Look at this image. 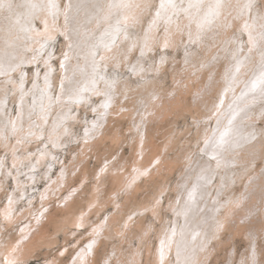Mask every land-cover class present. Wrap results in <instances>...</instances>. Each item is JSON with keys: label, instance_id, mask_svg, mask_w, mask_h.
Returning <instances> with one entry per match:
<instances>
[{"label": "rangeland", "instance_id": "374dc122", "mask_svg": "<svg viewBox=\"0 0 264 264\" xmlns=\"http://www.w3.org/2000/svg\"><path fill=\"white\" fill-rule=\"evenodd\" d=\"M14 2L9 10L14 7V15L23 17L28 41L42 38L46 42L43 49H29L31 59L21 62L8 77H0L5 87L0 90L4 106L0 111V131L5 130L7 135L0 132V264H74L83 249L90 255L91 264H163L165 260V264H186L198 245L188 257H183L184 253L176 256L172 250L164 259L160 241L174 230V221L184 224L178 206L187 186L180 188V182L190 159L209 156L203 149L205 134L215 124L214 109L227 98V88L220 93L217 87L230 76L244 82L256 73L264 59V0H221L219 7L217 0H173L175 6L163 0L164 7L162 0H123L111 20H93L91 44L96 48L93 58L97 65L90 70V81L76 86L80 95L66 97L71 99L66 102V98H59L68 48L64 34L68 0ZM46 12L55 21L50 33ZM246 24L249 27L245 28ZM236 61L241 65L235 67ZM104 88L110 90L119 106L110 102L108 106L115 109L111 111L107 106L100 113ZM139 95L145 98L144 103ZM21 102L26 111L28 108L26 120L23 126L12 125L10 130L7 118L14 116L16 120ZM209 102L211 106L205 109L203 104ZM257 103L260 108L253 107L250 114L255 150L240 152L239 159L228 167L218 166L206 184L210 191L206 203L213 204L218 195L219 207L215 208L213 219L220 224L209 232L198 264H264V98ZM136 118L147 120L146 126L141 125V132ZM19 172L22 180L17 176ZM46 187L52 194L41 204ZM10 195L16 198L17 217L11 224L2 209L9 203ZM45 211L53 214L48 222L41 216ZM37 217L47 222L44 233L34 230L28 238H22L30 220L42 227ZM80 218L83 220L78 221ZM93 238L96 239L91 244ZM19 241H24L22 246ZM29 242H34V246L24 258L22 253L21 259L7 258L6 255L23 251ZM194 242L193 239L191 245ZM8 250L13 251L7 253Z\"/></svg>", "mask_w": 264, "mask_h": 264}, {"label": "bare ground", "instance_id": "6f19581e", "mask_svg": "<svg viewBox=\"0 0 264 264\" xmlns=\"http://www.w3.org/2000/svg\"><path fill=\"white\" fill-rule=\"evenodd\" d=\"M16 2V0H14ZM123 0H68V11L64 14L65 16V28H64V34L67 38V44H68V48L67 51L65 52V58L63 60V68L64 70V74L63 75V80L62 78V93H61V97L59 99H64L66 97H71L72 98H77L80 95V91L81 90H77L76 86L77 85H85L84 82H88L90 81V77L89 74L91 69L94 68V64L97 65V62L95 63V58H93V51L94 48L92 47L91 44V34L93 33V27H94V22L95 21H102L104 19L107 20H111L112 18V13L113 11L116 10L118 4L120 2H122ZM14 2V3H15ZM50 3V2H49ZM13 4V0H0V77H8V74L11 73L15 67H18L20 65L21 62H25L27 59H31V55L29 54L28 50L29 49H33V47L35 46L37 49H43V43L45 40H43L42 38H37V39H32V42L30 43L27 39V33L25 31L26 28H28V26L26 24H23L22 22L24 21V19L22 20L18 15H14V7H12L10 10L9 8L11 7V5ZM247 9V8H246ZM21 10V9H20ZM156 10V9H154ZM16 13V12H15ZM153 13V12H152ZM23 14V12H22ZM20 15V13H19ZM25 15V14H24ZM151 15V13H150ZM182 16V15H180ZM29 20V19H28ZM250 20V19H248ZM179 21V20H178ZM45 22H46V26H48L47 31L50 33L51 31H53L54 29V18L53 15L50 12H46L45 14ZM30 23V22H28ZM23 24V25H22ZM31 25V23H30ZM59 26V25H58ZM31 27V26H30ZM39 29V28H38ZM41 30V29H40ZM44 30V28H43ZM191 30V29H190ZM44 32V31H42ZM45 34V33H44ZM43 34V35H44ZM242 34V33H241ZM42 35V36H43ZM51 35V34H50ZM53 35V33H52ZM104 35V34H103ZM106 35V34H105ZM245 35V34H244ZM107 36V35H106ZM112 36V35H111ZM48 37V36H47ZM51 37V36H50ZM54 37V36H53ZM105 36H103L104 38ZM45 38V37H44ZM94 39V38H93ZM106 39V38H105ZM104 39V40H105ZM110 39V37H109ZM202 39V38H201ZM108 40V39H106ZM113 40V37L112 39ZM226 40V39H225ZM95 41V40H93ZM182 41V40H181ZM46 42V41H45ZM107 42V41H106ZM112 42V41H111ZM168 42V41H167ZM183 42V41H182ZM181 42V43H182ZM206 42V41H205ZM245 42V41H244ZM94 44V42H93ZM108 44V43H107ZM106 43L104 45H107ZM112 44V43H110ZM46 45V44H45ZM44 45V46H45ZM115 45V43H114ZM93 46H96L95 44ZM113 46V45H111ZM48 47V46H47ZM109 47V46H108ZM236 47V46H235ZM50 48V47H48ZM99 48V47H97ZM188 48V47H187ZM247 48V47H246ZM96 49V48H95ZM184 49H186V47H184ZM216 50V49H215ZM43 51V50H42ZM96 51V50H95ZM35 52V51H34ZM228 52V51H227ZM97 53V52H96ZM48 54V53H47ZM49 55H51L49 53ZM100 55V54H99ZM203 55V54H202ZM224 55V54H223ZM45 56V55H44ZM64 56V55H63ZM43 57V56H41ZM100 57V56H99ZM201 57V56H200ZM40 58V56L38 57V59ZM48 59H46L48 62L49 57H47ZM51 59V58H50ZM97 59V58H96ZM223 59V58H222ZM208 60V59H207ZM213 60V59H212ZM218 59H216L217 61ZM220 60V59H219ZM38 61V60H35ZM40 61V59H39ZM60 61V60H59ZM102 61V60H101ZM100 61V62H101ZM242 61V59L240 60ZM240 61H236L235 62V67L236 66H240L241 63ZM42 62V61H41ZM45 63V62H44ZM102 63V62H101ZM240 63V64H239ZM52 64V63H51ZM50 64V65H51ZM104 64V63H103ZM28 65V64H27ZM48 65V64H46ZM102 67V65H101ZM107 67V66H106ZM244 66H242L243 68ZM259 69L256 71V73H251L249 77H247L244 82L241 83V81H239L240 77L232 80L233 76H230L229 78L226 79L225 83L223 84H219V87H217L216 90L222 91V89H226V100L222 101V103H220V107L217 109H214L215 112V116L213 117V120L215 121V124L213 126V128L210 126L209 128H207L206 131V144H204V150L205 152L212 158H209V156H207L208 158L205 159H190L188 162V171L185 173V176L182 177V181L180 182V188H182V186H187L186 188V193L183 196V198L180 201V204L178 206V210L180 212V214L182 215V217L184 218V224L182 225H178V223L176 221H174L173 224V228L174 230H171L169 232H167V234H163L164 236L161 238L160 241V246L162 249V254L163 257L165 259V256L167 255L168 252H175L177 253L176 256L181 255L184 253L183 257H186L187 254L190 253L191 249L198 245L197 249L195 248L194 252L195 254L191 256V258H187V263L186 264H198L200 263V254L203 251L204 248V244H205V240L209 235V232L213 229V228H217L220 224V222L217 221V219H213L214 213H215V208L219 207V203H218V195L216 196V200L213 202V204H211L210 202L206 203L207 201V196L209 194V188L206 185L208 183V181L211 179L212 173L216 170V168L218 166L221 167H228L230 164H233L237 159H239V153L242 151H246L249 149L250 152H253L255 150V148L253 147L252 143L254 136L253 134H251V131L253 130V127L250 124V121L252 120L251 117V109H253V107H257L260 108V105L257 103V100H261L264 98V59L262 60V62H260L259 64ZM54 68L53 64H52V69ZM97 68V67H96ZM49 69V68H48ZM51 69V70H52ZM102 69V68H101ZM37 70V69H36ZM243 70V69H242ZM19 71V70H18ZM24 71V70H23ZM98 71V70H97ZM100 71V70H99ZM98 71V72H99ZM62 72V70H61ZM24 73V72H23ZM52 73V72H51ZM128 73V72H127ZM126 73V74H127ZM237 73V72H236ZM260 73V74H258ZM13 74V73H12ZM40 74V72H39ZM47 74V73H46ZM45 74V75H46ZM14 75V74H13ZM44 75V76H45ZM105 75V74H104ZM232 75V74H231ZM50 76V75H49ZM48 76V77H49ZM61 76V75H60ZM150 76V74H149ZM38 77V76H36ZM40 77V76H39ZM38 77V78H39ZM106 77V76H105ZM147 77V76H146ZM48 80V78H46ZM139 79V78H138ZM14 80V79H13ZM37 80V79H36ZM24 81V80H23ZM26 81V80H25ZM38 81V80H37ZM45 81V79H44ZM49 81V80H48ZM47 81V82H48ZM81 82L82 84H77L78 82ZM96 81V80H95ZM22 82V80H21ZM20 82V84H21ZM252 82V83H251ZM23 83V82H22ZM46 83V82H45ZM49 83V82H48ZM50 84V83H49ZM90 84V83H89ZM203 84V83H202ZM230 85V87L227 86ZM37 85V83H36ZM39 86V85H38ZM41 86V84H40ZM47 86V85H46ZM203 86V85H202ZM233 86H235L236 88H234ZM4 87V85L2 83H0V90ZM22 86H19V88H21ZM50 86H47V88H49ZM80 86H78L79 89ZM5 88V87H4ZM173 88V87H172ZM23 89V87H22ZM22 89H20L22 91ZM58 89V88H57ZM76 89V90H75ZM194 89V87H193ZM50 90V89H49ZM103 92L105 93V99L102 102L103 107L100 108V113L105 112L106 111V107L108 105H110V102L114 103V106H119V102L118 100L116 102H114V96L111 94L110 90L107 88L102 89ZM86 91V90H85ZM84 91V93H85ZM25 92V90H24ZM48 92V91H47ZM51 92V91H50ZM57 92V91H56ZM168 92V91H167ZM46 93V92H45ZM44 93V94H45ZM24 94V93H23ZM28 94V93H27ZM30 94V93H29ZM34 94V93H33ZM189 94V93H188ZM191 94V93H190ZM35 95V94H34ZM82 95H83V91H82ZM32 96V95H31ZM60 96V95H59ZM87 97V96H86ZM90 97V95L88 96ZM222 97V96H221ZM3 98V97H2ZM83 98V96H82ZM80 97V101L82 99ZM139 99H141L142 103H144L145 98L143 97V95H139L138 96ZM4 99V98H3ZM2 99V100H3ZM57 99V96H56ZM71 99L66 98L64 99L67 101H71ZM152 99V97L148 98L146 100V103H148L150 100ZM224 99V98H223ZM222 99V100H223ZM44 100V99H43ZM41 100V101H43ZM75 100V99H74ZM83 100V99H82ZM85 100V99H84ZM220 100V99H219ZM29 101V99H28ZM63 101V100H62ZM76 101V100H75ZM79 101V100H78ZM76 101V102H78ZM205 102V100H202V102ZM3 102V101H2ZM0 100V111L1 108H3L4 106H2V103ZM44 102V101H43ZM66 102V101H65ZM73 102V100H72ZM160 100L158 99L157 104H159ZM5 103V102H4ZM60 103V102H59ZM69 103V102H68ZM71 103V102H70ZM145 103V104H146ZM161 103V102H160ZM187 103V102H186ZM43 104V103H42ZM64 104V102L62 103ZM73 104V103H72ZM40 105V104H39ZM60 105V104H59ZM71 105V104H69ZM202 105V104H201ZM205 106V109H208V107H210V102L206 105V103L203 104ZM65 106V105H64ZM114 106H108L111 111H113L115 108ZM48 107V106H47ZM67 107V105H66ZM65 107V108H66ZM70 107V106H69ZM122 107V106H121ZM33 108V107H32ZM179 108V107H178ZM63 109V108H62ZM68 109V107H67ZM200 109V108H199ZM43 110V108H42ZM55 110V109H54ZM64 110V109H63ZM18 116L16 118V120H13L12 116L11 118L9 117L8 113V117L7 119H9V123L6 125L7 127H9L10 130H12V125L15 126V128H19L21 126H23L24 121L26 120L25 118V114H27L26 112H28V108L26 111L25 106L22 104H20V109L18 110ZM50 111V108H49ZM53 111V110H52ZM69 110H67L68 112ZM48 112V111H47ZM56 112V111H55ZM147 112V111H146ZM213 112V110L211 111ZM211 112L209 114H211ZM32 113V111H31ZM34 113V112H33ZM41 113V112H40ZM46 113V112H45ZM64 112H62L63 114ZM161 113V112H160ZM170 113V112H169ZM4 114V113H2ZM49 114V113H48ZM53 114V113H52ZM67 114V113H66ZM146 114V113H145ZM38 115V114H37ZM72 115V114H71ZM96 115V114H95ZM65 116V113H64ZM67 116L69 117V115L67 114ZM47 117V116H46ZM60 117V116H59ZM98 117L100 119H103L102 116H100V114L98 115ZM211 117V116H210ZM33 120V117H31ZM62 118V117H61ZM60 118V119H61ZM65 117H63L64 119ZM2 119V117H0V120ZM6 119V120H7ZM48 119V117L46 118ZM51 119V117H50ZM5 120V121H6ZM30 120V119H29ZM2 121V120H1ZM36 121V119H35ZM147 121V120H146ZM146 121L144 119H140V118H136V123L140 124L139 126V131H142V127L146 126ZM4 122V121H3ZM64 121H62L63 123ZM5 123V122H4ZM38 123V122H37ZM47 123V122H46ZM1 124V123H0ZM4 125V124H3ZM89 124H86V126ZM92 125L93 127H97V123L92 121ZM118 125V124H116ZM207 125V124H206ZM39 126V125H38ZM115 126V125H114ZM1 127V126H0ZM44 127V126H43ZM88 127V126H87ZM86 127V128H87ZM90 127V126H89ZM93 127H90V130L93 129ZM6 129V128H4ZM42 129V128H41ZM89 129V128H88ZM87 129V130H88ZM132 129V128H131ZM36 130V129H35ZM34 130V131H35ZM29 131H31L29 129ZM33 131V132H34ZM38 131V130H37ZM41 131V130H40ZM39 131V133H40ZM111 131V130H110ZM2 133V135L5 133V130H1L0 131ZM49 132V130H48ZM113 132V130H112ZM37 133V134H39ZM56 133V132H54ZM53 133V135H54ZM83 133V132H82ZM36 134V135H37ZM42 134V133H41ZM44 134V133H43ZM42 134V135H43ZM116 134V133H115ZM1 135V136H2ZM6 135V134H4ZM35 135V133H34ZM52 135V134H51ZM56 135V134H55ZM83 135V134H82ZM112 135V134H111ZM7 136V135H6ZM41 136V135H40ZM85 136V134H84ZM89 136V135H88ZM49 137V135H48ZM51 137V136H50ZM116 137V136H115ZM159 137V136H158ZM10 138V135H9ZM24 138V137H22ZM26 138V137H25ZM38 138V137H37ZM94 138V137H93ZM111 138V137H110ZM8 139V138H7ZM6 139V140H7ZM15 139V137H14ZM54 139V138H53ZM109 139V138H108ZM156 139V138H155ZM161 139V138H160ZM174 139V138H173ZM172 139V140H173ZM5 140V137H4ZM56 140V138H55ZM54 140V141H55ZM93 140V139H92ZM118 140V139H117ZM1 141V140H0ZM11 141V140H8ZM31 141V140H30ZM104 141V140H103ZM111 141V140H110ZM154 141V140H153ZM20 143V141H18ZM25 142V141H24ZM27 142H29L28 138H27ZM9 143V142H8ZM15 143V142H14ZM89 143V142H88ZM153 143V142H152ZM7 144V143H6ZM24 144V143H23ZM114 144V143H113ZM161 144V143H159ZM25 145V144H24ZM102 145V144H101ZM191 146V145H190ZM201 146V145H200ZM10 147V146H9ZM22 147V146H21ZM19 148V147H18ZM24 148V147H23ZM88 148V147H87ZM189 148V147H188ZM10 149V148H9ZM8 149V150H9ZM202 150V149H201ZM10 151V150H9ZM18 151V150H17ZM45 151V150H44ZM48 151V150H47ZM97 151V150H96ZM46 152V151H45ZM200 152V151H199ZM264 152V151H263ZM28 153V152H27ZM31 153V152H30ZM40 153V152H39ZM91 153V152H90ZM11 154V153H10ZM16 154V152L14 153ZM46 154V153H45ZM96 154V153H95ZM200 154V153H199ZM21 155V153L19 154V156ZM26 155V154H25ZM28 155V154H27ZM35 154H32V156ZM44 155V154H43ZM203 155V154H202ZM17 156V154H16ZM201 156V155H200ZM205 157V155H203ZM23 157V156H22ZM36 157V156H35ZM45 157V156H44ZM30 160L32 157H29ZM43 158V157H42ZM106 157H104L105 159ZM108 158V157H107ZM110 158V157H109ZM12 159V158H11ZM23 159V158H22ZM81 159V158H80ZM117 159V158H116ZM18 160V158H17ZM109 160V159H108ZM16 161V160H14ZM55 161V159H54ZM110 161V160H109ZM20 162V161H19ZM23 162V161H22ZM2 163V161H1ZM4 163V162H3ZM32 163V162H31ZM59 163V161H58ZM111 163V162H110ZM130 163V162H129ZM34 163H32L33 165ZM3 165V164H2ZM15 165V164H14ZM27 165V164H26ZM30 165V166H32ZM35 165V164H34ZM5 166V165H3ZM2 166V167H3ZM12 166V165H11ZM29 166V164H28ZM29 166V167H30ZM1 167V166H0ZM17 167V166H16ZM23 167V166H22ZM28 167V168H29ZM33 167V166H32ZM35 167V166H34ZM68 167V166H67ZM13 168V166H12ZM27 168V167H26ZM51 168V167H50ZM69 168V167H68ZM85 168H87L85 166ZM5 169V168H4ZM17 169V168H15ZM21 169V168H18ZM23 169V168H22ZM36 169V168H35ZM90 168H88L89 170ZM98 169V168H97ZM152 169V168H151ZM3 170V169H1ZM11 170V169H10ZM51 170V169H50ZM87 170V171H88ZM101 170V169H100ZM183 170V169H182ZM24 171V170H22ZM69 171V169L67 170ZM127 171V169H126ZM181 171V170H180ZM7 172V171H6ZM35 172V171H33ZM79 172V171H78ZM95 172V171H93ZM5 173V171H4ZM9 173V171H8ZM15 173V172H14ZM24 173V172H23ZM51 173V172H50ZM90 173V172H89ZM122 173V172H121ZM161 173V172H160ZM11 174V173H10ZM13 174V173H12ZM20 172L18 173V177L20 179L19 176ZM26 174V173H25ZM59 174V173H58ZM82 174V173H81ZM93 174V173H92ZM100 174H102L100 172ZM99 174V175H100ZM21 175V174H20ZM28 175V174H27ZM76 175V174H75ZM79 178H80V174H78ZM95 175V173L93 174ZM37 176V175H36ZM52 176V175H51ZM50 176V177H51ZM57 176V175H56ZM77 176V175H76ZM92 176V175H90ZM4 177V175H3ZM31 177V176H29ZM99 177V176H98ZM121 177V176H120ZM157 177V176H155ZM154 177V179H155ZM17 178V177H16ZM82 178V175H81ZM90 178V177H88ZM87 178V179H88ZM94 178V177H93ZM224 178H228L227 176V172L225 173ZM5 179V178H4ZM23 178H21L20 180H22ZM75 179V178H74ZM49 180V179H48ZM89 180V179H88ZM97 180V179H96ZM95 180V181H96ZM2 181V180H0ZM4 181V180H3ZM18 181V180H17ZM25 181V180H24ZM28 181V180H26ZM36 181V180H35ZM81 181V180H80ZM98 181V180H97ZM122 181V180H121ZM28 183V182H27ZM47 183V182H46ZM57 183V180H56ZM96 183V182H93ZM210 183V182H209ZM213 184V183H212ZM1 185V184H0ZM28 186V185H27ZM33 186V185H32ZM53 186V185H52ZM73 186V185H72ZM100 186V185H99ZM14 187V186H13ZM18 187V186H17ZM62 187V186H61ZM78 187V186H77ZM126 187V186H125ZM3 188V187H2ZM56 188V187H55ZM1 189V188H0ZM13 189V188H12ZM16 189V187H15ZM13 191H16V190ZM92 189V188H91ZM5 190V187H4ZM54 190V189H53ZM68 190V189H66ZM12 191V190H11ZM6 192V191H5ZM36 192V191H35ZM46 192L42 197H44V200H42L41 204L43 203V201L46 200V198L50 195L51 196V189H49L48 187L45 188ZM43 192V193H44ZM56 192V191H55ZM66 192V191H65ZM14 193V192H13ZM41 193V191H40ZM1 194V193H0ZM10 194V193H9ZM30 194V193H29ZM71 194V193H70ZM8 195V194H7ZM18 195V194H16ZM38 195V194H37ZM60 195V194H59ZM241 195V194H240ZM34 196V195H33ZM7 197V196H5ZM38 197V196H37ZM56 197V195H55ZM51 198V197H49ZM53 198V196H52ZM89 198V197H88ZM15 195H10L8 201L9 203L5 206V208L3 210V215L6 216V218H11V220H9V224H11L10 222H12V220L15 219L16 216V212L14 211V204H15ZM19 199V198H18ZM43 199V198H42ZM55 199V198H54ZM90 199V198H89ZM23 200V199H22ZM35 200V198H34ZM50 200V199H49ZM47 200V201H49ZM7 201V202H8ZM17 201V200H16ZM46 201V203H48ZM61 201V200H60ZM102 201V200H101ZM6 202V203H7ZM28 202V200H27ZM33 203V201H31ZM70 202V201H69ZM30 203H27V205ZM36 203V202H34ZM50 203V202H49ZM87 203V202H86ZM96 203V202H95ZM114 203V202H113ZM218 203V204H217ZM233 203V202H232ZM23 204V203H22ZM45 204V202H44ZM51 204V203H50ZM217 204V205H216ZM3 205V204H2ZM16 205V204H15ZM39 205V204H38ZM67 205V204H66ZM74 205V204H73ZM24 206V204L22 205ZM30 206V204H29ZM33 206V205H32ZM34 206H36L34 204ZM33 206V207H34ZM44 206V205H43ZM70 206V205H69ZM88 206V205H87ZM216 206V207H215ZM38 207V206H37ZM42 207V206H41ZM76 207V206H75ZM99 207V206H98ZM1 208V207H0ZM16 208V207H15ZM30 208V207H29ZM40 207H38L39 209ZM49 208V207H48ZM66 208V206H65ZM86 209V207H84ZM83 208V209H84ZM210 208V209H209ZM250 208H252V206H250ZM18 209V208H17ZM21 209V208H20ZM18 209V210H20ZM35 212H36V207L34 208ZM41 209V208H40ZM39 209V210H40ZM52 209V208H51ZM70 209V208H69ZM76 209V208H75ZM16 210V209H15ZM30 210V209H29ZM38 210V211H39ZM49 210V209H48ZM248 210V207H247ZM251 210V209H250ZM22 211V209H21ZM20 211V213H21ZM85 211V210H84ZM19 212V211H18ZM46 212V211H45ZM44 212V213H45ZM1 213V212H0ZM28 213V211H27ZM30 213V211H29ZM32 213V211H31ZM34 213V212H33ZM43 213V212H42ZM76 214V213H75ZM90 214V213H89ZM22 215V214H21ZM29 215V214H26ZM35 215V214H33ZM179 215V214H178ZM222 215V214H221ZM2 216V215H0ZM25 216V213H24ZM23 216V217H24ZM41 216H43L44 218L46 217V221L48 218L52 217L53 214L51 211L46 212L45 214H42ZM73 216V215H72ZM3 217V216H2ZM158 217V216H157ZM5 218L4 222H7ZM21 218V216H20ZM31 218V217H30ZM37 217V221L38 223L40 222L42 224V227H38L35 222H30L32 220H28L29 224L25 226V224H23L25 227V229L23 231L24 234L21 235L22 238H28V236L30 235V233H32L34 230H37V233H40L41 235L44 233L45 230V226L46 223L48 222H44L42 220V217ZM23 219V218H22ZM83 220V218H80L78 221ZM107 219V218H106ZM17 221V217L15 219ZM34 220V217H33ZM21 221V220H19ZM183 221V220H182ZM73 222V221H72ZM82 222V221H81ZM85 222V221H84ZM3 223V222H2ZM180 223V222H179ZM8 224V222L6 223ZM8 224V225H9ZM16 224V223H15ZM72 224V223H71ZM74 225H77L76 223L73 222ZM97 224V223H96ZM7 225V226H8ZM39 225V224H38ZM73 225V226H74ZM125 225V224H124ZM5 226V225H4ZM6 226V227H7ZM12 226V227H11ZM9 226L11 228H13V224ZM78 227V226H76ZM4 228V227H3ZM7 229V228H6ZM1 230V229H0ZM8 231V230H7ZM119 231V230H118ZM2 231H0L1 233ZM21 233V232H20ZM19 233V234H20ZM18 234V235H19ZM35 234V232H34ZM33 235V234H32ZM31 235V236H32ZM40 235V236H41ZM1 236H4L1 235ZM12 237V236H10ZM36 237V236H35ZM17 238V237H16ZM4 239V237L2 238ZM18 239V238H17ZM96 238L91 239V244L93 242V240H95ZM193 239L195 240V242L193 243V245H191ZM14 240H16L14 238ZM19 240V239H18ZM13 241V240H11ZM35 241V240H34ZM9 243V242H8ZM14 243V241H13ZM24 243V241L20 242L19 241V246H22V244ZM191 245V247H190ZM13 246V245H12ZM15 246V244H14ZM34 246V242L33 243H28L27 246L25 247L24 245V249L23 251L18 250L14 253H12L11 255L9 254L6 255V253H4L7 258H13L14 257H19V255L24 254L23 256L21 255V257L24 258L26 251H29V248ZM16 247V246H15ZM10 248V247H9ZM21 248V247H20ZM256 248V247H255ZM33 249V248H32ZM194 249V248H193ZM192 249V250H193ZM7 250V248H6ZM14 250V248H13ZM12 250V251H13ZM93 250V249H92ZM9 251V252H8ZM6 251L7 253H10L12 251L8 250ZM192 253V252H191ZM190 253V254H191ZM189 254V255H190ZM83 255V259L82 261L80 260V256ZM173 255V254H172ZM3 256V255H2ZM1 257V256H0ZM4 257V256H3ZM172 257V256H171ZM181 257V256H180ZM188 257V255H187ZM20 258V257H19ZM17 258V259H19ZM6 259V258H5ZM16 259V260H17ZM21 259V258H20ZM183 259V258H182ZM181 259V260H182ZM9 260V259H8ZM11 260V259H10ZM54 260V259H53ZM171 260H174L173 258H171ZM170 260V262H171ZM185 260V258H184ZM183 260V261H184ZM166 261V260H165ZM165 261H163V264H165ZM12 263V262H11ZM177 263V262H176ZM74 264H91L90 263V255L87 253L86 249L82 250V253L80 255H78V258L74 261ZM160 264V263H159ZM252 264V263H251Z\"/></svg>", "mask_w": 264, "mask_h": 264}, {"label": "snow or ice", "instance_id": "6c2138e0", "mask_svg": "<svg viewBox=\"0 0 264 264\" xmlns=\"http://www.w3.org/2000/svg\"><path fill=\"white\" fill-rule=\"evenodd\" d=\"M168 2L170 3V4H172V6H175L174 4H173V0H168ZM220 3H221V0H217V7H219L220 6ZM125 6H127V5H125ZM250 6V5H249ZM161 7H164V3H163V0H162V3H161ZM158 15H159V13H158ZM247 27H249V25H245V28H247Z\"/></svg>", "mask_w": 264, "mask_h": 264}]
</instances>
